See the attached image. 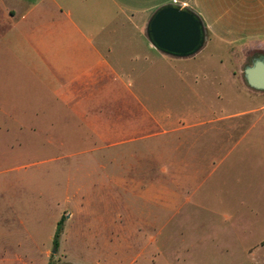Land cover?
<instances>
[{
	"label": "rangeland",
	"instance_id": "1",
	"mask_svg": "<svg viewBox=\"0 0 264 264\" xmlns=\"http://www.w3.org/2000/svg\"><path fill=\"white\" fill-rule=\"evenodd\" d=\"M259 56L241 60L236 75L243 83V97L231 99L240 96L239 91L231 93L227 100L235 103L226 104L228 110L249 108L256 102L264 105V99L246 98V93L254 90L247 84L244 70ZM164 75L169 77V70ZM166 77H154L147 96L158 102L160 111L192 107L195 99H174L176 88ZM182 89L184 97H189V89ZM26 91L17 88L12 95L22 96ZM5 92L0 87V93ZM32 100L0 99V114L9 111L0 115V164H5L0 167V264H264V167L249 158L246 149L241 161L234 162L241 154L240 146L222 166L216 165L201 188L199 169L186 167L170 129L156 141L147 138L139 146L125 147L127 122L114 120V151L86 154L92 145L78 141L79 149L66 152L62 151L59 129L38 128L32 133L12 128L38 126L32 122L37 119L47 123L44 116L37 117L30 109ZM32 106L38 114L44 113L37 103ZM92 106L90 101L81 102L78 110H134L131 99H103L99 110ZM50 110L58 113L53 102ZM142 120L148 126L150 119ZM253 121L239 119L236 129L244 133ZM86 123L105 132L106 120ZM111 159L115 161L113 169L101 165ZM91 160L99 166L82 167V161ZM136 160L138 167L125 166ZM111 170L112 183L101 179L91 183L93 176L106 177ZM16 177H26V183H13L10 188L8 181ZM7 189L9 192L3 193ZM208 191L210 197L199 195ZM61 216L66 217L60 246L55 248L52 238Z\"/></svg>",
	"mask_w": 264,
	"mask_h": 264
},
{
	"label": "crops",
	"instance_id": "2",
	"mask_svg": "<svg viewBox=\"0 0 264 264\" xmlns=\"http://www.w3.org/2000/svg\"><path fill=\"white\" fill-rule=\"evenodd\" d=\"M170 5L188 9L202 23L203 45L189 56H175L156 48L148 35L154 14ZM252 55H264V0H0V87L6 90L0 93V99H33L30 109L37 117L47 119L46 124L37 119L32 122L38 126L13 129L32 133L38 128L59 129L62 151H75L79 149L78 141H84L92 145L86 154L114 151V120L127 122L125 147L139 146L147 138L156 141L170 129L186 167L199 169L201 188L215 166L224 163L240 146L241 154L234 162L241 161L246 149L249 158L264 167V105L256 102L234 111L226 107L235 103L227 100L231 93L239 91L240 96L231 99H242L243 83L236 72L243 57ZM168 70L170 75L166 77ZM154 77L169 78L176 88L174 99H195L190 103L192 107L160 111L158 102L147 96V86ZM16 87L28 91L14 96ZM183 87L189 89L187 98ZM253 90H247L246 98L264 99V90ZM103 99H131L134 110L114 112L109 107L94 114L78 110L81 102L88 101L99 110ZM34 102L44 113L38 114L32 106ZM51 102L58 113L50 110ZM148 118L147 126L142 119ZM244 118L254 121L241 133L236 126ZM98 119L106 120L104 133L86 123ZM138 162L125 166L135 168ZM90 165L98 167L99 163L82 161V167ZM101 165L113 169L115 161L107 160ZM112 175L111 170L106 177L96 175L90 181L112 183ZM76 176L79 177L77 172ZM25 178H11L10 188L13 183L25 184ZM209 194L199 193L202 197ZM65 217L61 216L55 225Z\"/></svg>",
	"mask_w": 264,
	"mask_h": 264
},
{
	"label": "water",
	"instance_id": "3",
	"mask_svg": "<svg viewBox=\"0 0 264 264\" xmlns=\"http://www.w3.org/2000/svg\"><path fill=\"white\" fill-rule=\"evenodd\" d=\"M148 35L156 48L175 56L195 53L204 41L200 20L188 9L176 5L162 7L154 14ZM244 77L251 88L264 90V56L255 58L245 68Z\"/></svg>",
	"mask_w": 264,
	"mask_h": 264
},
{
	"label": "trees",
	"instance_id": "4",
	"mask_svg": "<svg viewBox=\"0 0 264 264\" xmlns=\"http://www.w3.org/2000/svg\"><path fill=\"white\" fill-rule=\"evenodd\" d=\"M64 220L63 218L59 221L58 225H57V229H56V233L54 236V247L58 248L59 247V237L62 233V226H63ZM51 264V263H49Z\"/></svg>",
	"mask_w": 264,
	"mask_h": 264
}]
</instances>
